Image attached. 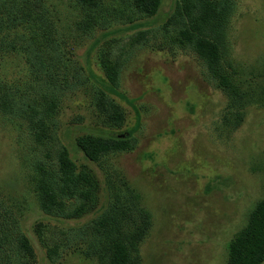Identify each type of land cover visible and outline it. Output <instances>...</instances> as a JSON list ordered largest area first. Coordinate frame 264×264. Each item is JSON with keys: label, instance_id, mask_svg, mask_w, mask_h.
<instances>
[{"label": "rangeland", "instance_id": "374dc122", "mask_svg": "<svg viewBox=\"0 0 264 264\" xmlns=\"http://www.w3.org/2000/svg\"><path fill=\"white\" fill-rule=\"evenodd\" d=\"M43 1L57 10V31L72 49L68 81L55 100L34 85L31 95H16L17 108L42 114L40 124L0 108V258L102 264L115 233L131 231L142 210L148 226L129 251L132 264H226L228 245L264 190V0H217L225 10L213 34L215 75L180 42L179 18L170 19L179 0H159L151 17L126 0H100L109 12L95 15L86 34L73 30L82 20L73 0ZM102 55L116 69L111 85ZM26 74L20 58L0 61V80L20 79L30 91ZM108 104L121 124L107 121ZM85 135L122 136L128 147L88 163L73 146ZM61 146L87 166L90 194L83 205L63 199L57 214L44 215L35 180L56 173ZM16 236L30 256L8 250Z\"/></svg>", "mask_w": 264, "mask_h": 264}, {"label": "trees", "instance_id": "16d2710c", "mask_svg": "<svg viewBox=\"0 0 264 264\" xmlns=\"http://www.w3.org/2000/svg\"><path fill=\"white\" fill-rule=\"evenodd\" d=\"M180 10L171 7L170 16L174 20L178 16L180 27L177 30L180 42L190 46L197 56L204 62L205 67L214 75L219 71L218 47L213 38L214 29L218 27V20L223 15L225 5L217 0H179ZM137 13L148 17L153 16L159 6V0H126ZM177 2V1H176ZM73 11L82 15V20L73 22L75 32L81 30L89 33L96 25L97 17L106 9H102L100 0H73ZM55 8L47 7L43 0H0V61L7 55H13L26 65L27 78L32 84L31 89L21 87L20 79L14 82L0 80V108L3 111L16 109L18 101L16 95H31L33 85L37 95H49L50 101L62 95L66 89V62L72 55V49L67 47L64 35L57 31L53 14ZM97 17H94L97 15ZM101 18L104 19L102 15ZM67 48V52L65 51ZM67 54V56H66ZM104 76L111 85L116 81L115 66L104 56L100 57ZM218 82L226 86L225 77H219ZM71 83V82H70ZM103 97V95H101ZM23 105V103H21ZM54 106V104H51ZM106 111L108 122L121 124L119 112L110 104ZM24 119H36L35 124L42 122V114L25 107L17 108ZM36 135V142L40 136ZM46 138V137H45ZM74 148L88 163H94L98 157L110 150L127 148L126 141L120 137L102 138L85 135L74 139ZM56 173H43L35 180L34 191L37 204L44 215H55L57 209L63 207V199H79L81 205L88 200L91 179L87 166H76L74 160L64 146H61L55 155ZM148 214L145 211L137 212L134 228L127 233L117 232L108 247L106 261L102 264H132L129 251H136V246L145 234L148 226ZM5 236V235H2ZM12 255L22 258L30 256V250L21 236H16L14 242L7 246ZM4 249L2 250V252ZM4 253V252H3ZM2 253V254H3ZM5 254V253H4ZM6 255V254H5ZM16 259V257H15ZM1 264L10 262L7 258H0ZM15 264H23L20 259ZM264 261V190L260 201L249 213L246 226L232 239L228 245L226 264H262ZM10 264H14L11 263Z\"/></svg>", "mask_w": 264, "mask_h": 264}]
</instances>
